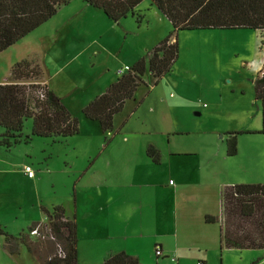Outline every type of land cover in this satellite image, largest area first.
<instances>
[{"label":"rangeland","instance_id":"rangeland-1","mask_svg":"<svg viewBox=\"0 0 264 264\" xmlns=\"http://www.w3.org/2000/svg\"><path fill=\"white\" fill-rule=\"evenodd\" d=\"M150 3V0H142L136 6L138 15L128 14L116 24L84 0H70L46 22L0 52V58L5 57L2 62L15 51L22 60L42 68V76L45 74L47 78L49 72L54 82L63 79L62 88L66 89L63 98L70 101V113L79 121V132L64 139L30 137L25 141L32 124L26 119L19 141L9 148L0 146V169L9 170L0 172L4 200L3 204L0 202V219L8 230L26 229L28 220L40 218V204L50 207L62 203L68 207L74 202L87 226L90 223L85 222L86 217L93 206L92 220L96 219L102 230L114 235L117 241L124 238L129 243L141 241L143 264H176L173 253L162 252L157 262L153 248V256L147 254L149 239L157 231L152 224L154 211L149 204L143 207L139 238L133 223L139 218L133 200L138 185L132 182L131 173L124 176L119 170L127 166L133 168L137 161L130 158L131 153L141 152L138 143L125 144L124 138L161 135L158 133L161 130L159 114L149 111V104L158 103L160 96L171 101V111L167 114L170 129L165 126L170 131V145L198 151L201 157L217 154L223 159L222 155L227 154L228 134L242 131L236 135V153L226 162L216 161L217 167L228 180L264 183V135L258 132L262 123L261 104L254 98L253 89V81L264 61V29L180 30L176 33L178 55L170 72L155 85L150 83L147 101L123 129L117 131L129 104L114 116L111 133H102L96 122L82 114L79 103L84 94V98L90 94L88 86L95 74L117 64L120 57L129 60L137 52L150 50L160 34L172 33L170 22ZM173 38L174 34L171 40ZM98 48L101 51L94 55L92 51ZM89 60L94 62L92 66ZM145 81L148 84V76ZM145 91L141 86L134 97H144ZM2 131L0 128V133ZM181 161L163 156L162 169L170 172L180 169ZM25 163L32 169L33 176L25 173ZM98 176L105 180L99 187ZM107 197L111 199L106 203ZM101 209L107 210L105 217L108 218H97ZM219 214L220 204L216 216ZM127 218L131 219L130 225L124 224ZM83 233L79 235L80 256L91 264H101L97 261L100 251L116 240L95 241L90 245ZM168 240L173 243L171 238ZM2 246L6 250L4 240ZM92 251L97 254L90 255ZM222 253L224 264H259L258 256H264V250L255 249L226 248ZM14 255L9 263L7 256L0 261L2 264H37L24 246L20 254L18 249ZM184 256L180 264H197L196 260L193 262L196 253L192 250L186 251ZM210 258L211 264H220L217 252H212Z\"/></svg>","mask_w":264,"mask_h":264},{"label":"trees","instance_id":"trees-1","mask_svg":"<svg viewBox=\"0 0 264 264\" xmlns=\"http://www.w3.org/2000/svg\"><path fill=\"white\" fill-rule=\"evenodd\" d=\"M70 0H0V52L51 18L57 9ZM100 9L112 22L128 14L138 15L135 8L142 0H84ZM151 5L166 18L172 33L164 36L141 55L129 69L110 83L103 92L81 108L84 117L97 121L102 133H111L113 119L135 92L150 83L156 84L170 72L177 59L176 33L196 29H264V0H150ZM174 34V38L172 36ZM43 70L31 61L20 60L10 69L8 82L0 83V146L10 147L21 137L23 122L32 121L30 135L64 139L79 132V121L45 82ZM45 75V74H44ZM148 76V84L145 77ZM40 77V78H39ZM150 81V82H149ZM254 98L261 104V128L264 134V61L253 81ZM233 134L242 133L231 132ZM229 133V134H231ZM227 155L236 153V140L226 141ZM220 222L224 246L264 248V183H240L223 187ZM74 202L68 208L56 205L42 209L46 220L42 227L49 229L53 239H33L29 230L12 235L0 227L4 246L16 254L21 245L35 257L37 264H77V232ZM69 210V211H68ZM213 219L206 217V220ZM31 238V239H30ZM58 249L63 252L58 254ZM158 251L159 253H157ZM162 254L155 245L154 255ZM102 264H139L136 256L122 250L108 255ZM198 264H203L198 262Z\"/></svg>","mask_w":264,"mask_h":264},{"label":"crops","instance_id":"crops-1","mask_svg":"<svg viewBox=\"0 0 264 264\" xmlns=\"http://www.w3.org/2000/svg\"><path fill=\"white\" fill-rule=\"evenodd\" d=\"M163 37L164 35L161 34L157 36L155 43L157 44ZM95 40L96 39L91 41V43H93ZM100 51V48H98L94 49L92 52L95 55ZM146 51L142 53L137 52L136 55L129 60H124L122 57H120L117 64H112L113 66H111V68L105 67L103 71L95 74L92 78V83L88 86V93L90 94H88L87 98H84L85 94L83 95L79 103V108H82L91 99L103 92L110 83L117 79V69L119 67H122L123 65H132ZM116 54L118 55L119 51L116 52ZM4 58H0V83L8 82L9 72L12 65L23 59V57L16 54L15 51L12 52L10 58H7L4 62H2ZM89 63L90 66L94 64L93 61H90ZM260 70L261 68L257 71L256 77L259 75ZM42 82H45L46 85L57 96L60 97L61 102L70 111V101H67L65 98H63L65 97L63 95L66 93V89L63 90L62 88L65 81L62 79L54 82V77L49 76L48 72L47 78L44 75ZM149 91L150 86L146 89L145 93H142L143 95H145L144 97H134L136 95L135 92L134 96L124 104L120 112L125 109V107L127 106L126 104H129L130 106L128 107V113L126 115H123L121 121L119 122L117 131L123 129L125 124H128L129 119L135 113L139 112L141 105L147 101L146 96ZM169 97L171 98V93L169 94ZM171 107L172 106L170 99L167 100L165 96H160V98L158 99V103L149 104V111L159 114L160 117L161 130L158 133H160L161 135H159V137L149 136L145 138H124L125 144L138 143V145H140L139 150H141V152H139L138 154L131 153L130 158L136 159L137 161L136 165H133V168H129V166H127V168L119 169L122 173H124V176H127V174L131 173L134 179L132 180V182L138 185L136 187L138 189L137 191H135L136 194L133 196V200L135 208L138 209L137 216L139 218L137 221H133V223L136 226V234H138L139 238L141 236L140 231L143 226V223L140 222V215L142 213L143 207L149 204L154 211L152 224L157 227V231L154 232V234H152V237H150L149 239L147 254L153 256L152 248L154 251L155 245H160L162 252L166 251L165 253H167V255H169L168 252L170 254L173 253V255L175 256L173 257V259L175 260L176 264H180L185 258V252L192 250V252L196 253V256H194L193 258V262L196 260L197 264L198 262H201L203 264H211L210 256L212 255V252H217L220 264H224L222 249L231 248L239 250H264V248L262 247H238L233 246V244L226 247L223 245L220 222L218 221V219L216 220V212L219 204L220 214L218 218L221 217V198L223 187L226 185L238 184L242 181L228 180L225 175H222L220 173L223 172L222 169L220 167H217L216 161L222 160L223 162H226L231 155H222L223 159H219L220 156H217V154L206 156L202 155L201 157L198 151L192 152L190 150H184L182 148H175V146L173 147V145H170L172 141L170 137V131H167L165 126H168L169 128L167 114L171 111ZM94 122L98 124L97 121ZM175 133L180 132L175 131ZM239 134L240 133H231L228 134V136H234L236 139V135ZM163 156L165 158H174L175 160H177V162L182 160L179 164L177 163L180 166V169H175L171 172L166 171V169H162ZM23 165L25 166L28 164L25 163ZM5 171L8 172L9 170L5 168L0 169L1 173H4ZM217 175H219V179L217 178ZM96 179L99 182L97 184L98 187L101 185V181H105L101 176H98ZM170 181H172V183H170ZM126 182L128 183L129 181ZM2 195V190H0L1 204L4 203V200H2ZM110 199L111 198L107 197L106 203L109 202ZM56 205L63 204L54 203L51 204L50 207L40 204L42 216L40 218L28 220L29 222L26 224L27 227L33 222H44L46 220V216L42 209L51 210L52 207ZM65 207L68 208L69 206ZM76 207L77 205L74 206L77 232V264H91V262H88L87 259L80 256L79 241L81 237L79 235L81 234V231H84L83 236L86 239V242L90 245H94L95 241L102 242L104 240L116 239L114 235L105 232V230H102V227L97 223L96 219L92 220V217L94 215V210H92L94 209L93 206L89 209L90 211L86 217L87 220L85 221L90 223L89 226L82 222V216L77 212ZM100 212L101 213L97 214V218L109 217H105V215H107V210L101 209ZM207 216L213 219L206 220ZM122 219L123 218L119 213V220L122 221ZM172 221H174V231H172ZM131 223V219L127 218L124 220V224L126 225H130ZM0 227H2L6 232L12 235H18L19 233L25 232L27 230V228L23 229V227L20 228V231L17 232L8 230L6 228L7 226L4 224V222H2L1 219ZM169 238L172 239V244H170L168 240ZM3 240V236H0V258L7 256L9 258L7 259V262L9 263L10 259L13 260L15 255L12 256V254H10L3 248ZM140 245L141 241L135 240L132 243H129L127 238H124L122 241H113V244L111 246L106 245L105 247H103V250H101L99 255L97 256V261H101L100 263L102 264L103 260L108 255L124 250L127 253L136 256L139 260V264H143L145 257H143L142 255ZM22 247L23 246L19 247V254L21 253ZM95 254H97V252L92 251L90 255L94 256ZM163 257L166 258L167 256ZM154 258L157 262L158 258ZM258 259L260 260L259 264H264V256H258ZM0 264H2L1 261Z\"/></svg>","mask_w":264,"mask_h":264},{"label":"built area","instance_id":"built-area-1","mask_svg":"<svg viewBox=\"0 0 264 264\" xmlns=\"http://www.w3.org/2000/svg\"><path fill=\"white\" fill-rule=\"evenodd\" d=\"M128 69H129L128 65H124L122 67H119L117 69V74L121 75L124 72H126ZM24 171H25V173H27L28 176H30V177L33 176V171L29 165L24 166ZM170 183H172V181H170ZM43 224H44L43 221H40V222L38 221L37 224L29 230V235L32 239H38V240L42 239L43 240L47 237L53 239V237L50 234L47 236V232H49V229L46 227H42ZM156 252L159 253L158 251H156ZM58 254L59 255L63 254L61 249H58Z\"/></svg>","mask_w":264,"mask_h":264}]
</instances>
